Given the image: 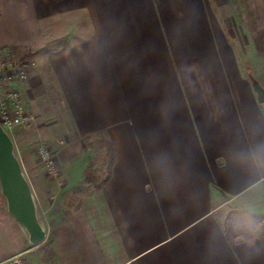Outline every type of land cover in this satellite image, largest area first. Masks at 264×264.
Listing matches in <instances>:
<instances>
[{"label": "crops", "instance_id": "crops-1", "mask_svg": "<svg viewBox=\"0 0 264 264\" xmlns=\"http://www.w3.org/2000/svg\"><path fill=\"white\" fill-rule=\"evenodd\" d=\"M239 8L0 0V49L28 50L23 102L60 170L10 132L45 237L30 243L0 197V264H264L261 237L235 221L264 217V110L233 32ZM95 134L114 148L100 182L87 179Z\"/></svg>", "mask_w": 264, "mask_h": 264}, {"label": "rangeland", "instance_id": "rangeland-1", "mask_svg": "<svg viewBox=\"0 0 264 264\" xmlns=\"http://www.w3.org/2000/svg\"><path fill=\"white\" fill-rule=\"evenodd\" d=\"M237 2V0H236ZM240 17V19H239ZM236 22V29H232L235 33V38L238 41L239 40V52L241 53V56H245V58H242V63L245 65V68L248 72H251L253 74V77L262 85H264V0H240V8H239V15L238 18L235 19ZM12 58L16 61H23L25 58L28 57V50L27 52H21L15 53L11 51ZM243 54V55H242ZM29 60L32 61L31 58ZM260 84V85H261ZM28 111V110H27ZM30 113V112H29ZM35 121V119H34ZM34 123L29 128H16L13 130V135L18 136L19 139H17L18 146L17 148L19 150L26 149L31 150L34 152L33 159H36L37 162H40L37 155H36V147L43 143L45 145H48L51 147V149L56 152L54 141H48L45 142L44 138H38L37 135L34 134ZM10 134V132H8ZM21 136H24V138H20ZM12 138V137H11ZM24 142H21V141ZM98 148L95 150L100 151L98 157L94 159V162H91L90 170L88 173V180L92 181L93 177L97 175V181H102L101 179L104 178V174L106 176L107 174V164H108V152L109 147L105 148V145L100 146L97 145ZM100 146V147H99ZM93 148V144L91 146H86L85 148ZM15 146V153L18 156V150ZM90 148V149H91ZM21 166L23 168V172L27 179L30 182V179H34V176H32V173L29 169H25L24 164L21 160V158L18 156ZM103 167L105 170H103ZM100 172V173H99ZM36 179V177H35ZM38 179V178H37ZM31 184V182H30ZM0 197L6 202L4 196L2 195L0 191ZM225 212V211H224ZM261 219L256 217H251L249 220L250 224L255 226L256 230L260 232V229L264 225V217L259 216Z\"/></svg>", "mask_w": 264, "mask_h": 264}, {"label": "built area", "instance_id": "built-area-1", "mask_svg": "<svg viewBox=\"0 0 264 264\" xmlns=\"http://www.w3.org/2000/svg\"><path fill=\"white\" fill-rule=\"evenodd\" d=\"M31 68L32 62L29 58L16 61L9 49H0V124L7 132L16 128H29L34 123V116L27 111L20 90L21 85L27 81ZM35 153L44 171L58 178L60 170L53 150L40 143ZM3 264L26 263L18 254L5 260Z\"/></svg>", "mask_w": 264, "mask_h": 264}, {"label": "water", "instance_id": "water-1", "mask_svg": "<svg viewBox=\"0 0 264 264\" xmlns=\"http://www.w3.org/2000/svg\"><path fill=\"white\" fill-rule=\"evenodd\" d=\"M250 79L264 110V88L253 76ZM0 186L7 210L26 229L30 243L40 242L45 237V230L37 216L33 190L15 153L14 141L1 124Z\"/></svg>", "mask_w": 264, "mask_h": 264}, {"label": "trees", "instance_id": "trees-1", "mask_svg": "<svg viewBox=\"0 0 264 264\" xmlns=\"http://www.w3.org/2000/svg\"><path fill=\"white\" fill-rule=\"evenodd\" d=\"M21 55H25V54H21ZM92 144H93V148L94 149L98 148L97 145H100V146L105 145V148L109 147V148H107V149H109L108 156H107V158H108V164H107L108 170H107V174H106V176L104 178V180H106L109 177V172H110V169H111V167L113 165L114 148L111 145V142L108 140V138H106L103 134H95L94 136H92L88 140L84 141V145L85 146L86 145L91 146ZM100 184H98V185H100ZM251 217H256V218L261 219L258 215H254L252 213H241V214H239V216H237L235 221H236L237 224H239V228L242 231V233H244L247 236H259V237H261V239H262V241L264 243V225L260 229V232H258L256 230L255 226L250 224V222L248 220Z\"/></svg>", "mask_w": 264, "mask_h": 264}]
</instances>
